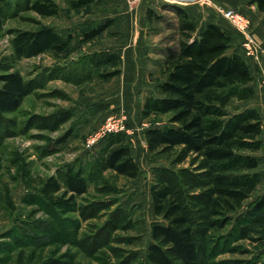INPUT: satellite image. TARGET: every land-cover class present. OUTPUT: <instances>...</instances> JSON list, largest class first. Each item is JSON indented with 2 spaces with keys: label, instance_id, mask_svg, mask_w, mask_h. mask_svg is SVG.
<instances>
[{
  "label": "trees",
  "instance_id": "obj_1",
  "mask_svg": "<svg viewBox=\"0 0 264 264\" xmlns=\"http://www.w3.org/2000/svg\"><path fill=\"white\" fill-rule=\"evenodd\" d=\"M96 0H70L72 8H83ZM264 11V0H250ZM174 12L176 43L167 45L159 63L158 94L144 101L141 115H153L156 122L145 129L147 155L151 160L167 158L170 166H154L150 193L156 219L151 224V242L145 256L137 252L122 257L119 264H205L201 254L203 230L222 229L232 220L231 213L257 189L261 181L260 157L264 147L263 117L255 106L229 110L233 100L255 96L254 76L247 59L230 52L231 33L210 22L198 29L188 11L177 4H162ZM42 16L57 15V0H0V26L8 16L22 11ZM150 22L166 17L148 8ZM105 20L83 32V40L98 36L111 25ZM11 44L14 58L33 57L52 50L64 52L73 35L63 34L53 26L36 29L14 28ZM121 54L100 50L88 54L79 69L65 65L49 77L80 84L93 78L94 69L107 63L117 64ZM119 69L102 73L109 77ZM36 86L12 67L0 72V120L16 111ZM63 116L58 121H65ZM5 132L0 131V144ZM66 136L62 138L65 140ZM61 140V141H62ZM190 157V165L178 167ZM111 170L117 175L136 178L141 169L125 131L108 134L98 146L96 157L87 165L69 164L62 175L35 177L23 170L25 184L31 192L23 202L44 210L48 218L26 222L24 232L40 241L84 244L78 235V220L72 224L63 217L82 208L79 197L90 190V176ZM8 205L14 208L10 194ZM264 195L259 197L246 216L235 219L236 238L252 237L255 225L264 222ZM33 209L30 214H34ZM118 226L133 223L125 214ZM203 229V230H202ZM205 237H209L207 234ZM129 242L132 239H128ZM233 250V247L231 248Z\"/></svg>",
  "mask_w": 264,
  "mask_h": 264
},
{
  "label": "rangeland",
  "instance_id": "obj_2",
  "mask_svg": "<svg viewBox=\"0 0 264 264\" xmlns=\"http://www.w3.org/2000/svg\"><path fill=\"white\" fill-rule=\"evenodd\" d=\"M57 1L60 4L57 15L22 11L8 16L0 26V72L12 67L26 80L33 79L36 86L16 111L6 113L0 120V131L5 132L0 144V264H119L122 257L134 252L140 257L147 253L152 239L151 224L156 219L150 193L152 169L170 166L165 157L155 160L148 157L145 129L157 118L153 115L143 118L141 112L146 97L158 94L161 81L158 66L167 45L176 43L174 12L168 7L161 8L164 2L152 5L166 19L139 22L140 33L134 30L135 34L129 36L125 33L131 32V25L120 21L115 13L122 10L124 0H96L79 9L72 8L70 0ZM105 20L112 22L107 30L93 39H82L87 28ZM40 26H53L63 34L71 32L73 39L68 49L14 58L11 30ZM100 50L116 51L122 59L117 64L107 63L94 69L93 78L80 84L49 77L65 65L80 69L88 54ZM116 69L120 70L117 75H100ZM258 71L252 85L263 88L264 95V71ZM257 98L255 94L248 100L235 99L229 110L248 107ZM260 111L264 127V107ZM111 114L124 119V131L140 165L139 175L128 178L108 170L90 176L89 192L78 198L82 208L63 215L70 224L78 220V235L85 238L84 244L36 238L34 241L24 232L26 222L48 216L44 210L23 202V197L31 192L26 187L23 170L35 177H46L62 175L60 170L69 164L91 163L102 139L93 146L88 140ZM63 116L68 118L58 121ZM258 155L261 181L257 189L242 207L230 214L232 220L224 228L202 229L201 254L205 264H264V222L255 225L257 231L252 237L238 239L233 233L235 219L246 216L253 203L264 195V147ZM188 165L190 157L178 167ZM7 193L14 208L7 203ZM33 209L36 212L32 215ZM124 214L133 224L129 228H115L120 224L119 216Z\"/></svg>",
  "mask_w": 264,
  "mask_h": 264
},
{
  "label": "crops",
  "instance_id": "obj_3",
  "mask_svg": "<svg viewBox=\"0 0 264 264\" xmlns=\"http://www.w3.org/2000/svg\"><path fill=\"white\" fill-rule=\"evenodd\" d=\"M189 1L190 2L188 3H180V1L174 2L171 0H139L138 2L133 4L129 3V0L128 2L124 0L121 5L122 10H118V12L115 13L116 17H118L120 21L129 22V24L131 25V27L128 26L130 27L131 32L127 31L125 33L126 35L130 36L135 34L133 33L134 30H137L138 34L140 33V31L137 29V25L139 22L149 20V7H152V5L157 6L159 2H164L166 4H177L181 7H184L188 11V13L192 17L193 22L197 25L198 29L203 28L206 24L210 22H214L221 25L224 29L228 30L232 36L229 51H237L247 59L254 77H257V73L259 72L258 70L262 69L264 71V11H261L256 3H250V0ZM229 8H236L249 19L250 24L248 26L247 31L239 29L238 26H236L230 19H228L224 15V10ZM173 19L175 20L174 17ZM248 38L253 39L256 45L258 46V55L249 57L246 56L244 42ZM258 80V84L261 83V77ZM255 88L256 95L258 96V98L256 99V101L252 102L250 106H255L261 109L264 107L263 88L258 85Z\"/></svg>",
  "mask_w": 264,
  "mask_h": 264
},
{
  "label": "built area",
  "instance_id": "obj_4",
  "mask_svg": "<svg viewBox=\"0 0 264 264\" xmlns=\"http://www.w3.org/2000/svg\"><path fill=\"white\" fill-rule=\"evenodd\" d=\"M130 3H136L139 0H129ZM174 2H179L180 3H188L190 2L189 0H171ZM224 15L230 19L236 26H238L239 29L243 31H247L248 26L250 24L249 19L244 16L239 10L236 8H229L224 10ZM245 46V54L249 56H256L258 55L259 48L254 42L253 39L248 38L244 42ZM263 84H264V75H263ZM125 124H124V119L121 118L117 114H111L108 115L104 122L101 124V126L98 128V130L92 134L88 140L89 145H94V143L98 142L100 139H103L106 137L108 134L119 132V131H124Z\"/></svg>",
  "mask_w": 264,
  "mask_h": 264
}]
</instances>
